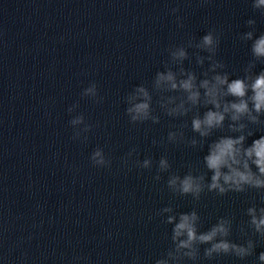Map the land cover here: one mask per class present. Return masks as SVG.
<instances>
[{
	"label": "clouds",
	"instance_id": "1",
	"mask_svg": "<svg viewBox=\"0 0 264 264\" xmlns=\"http://www.w3.org/2000/svg\"><path fill=\"white\" fill-rule=\"evenodd\" d=\"M249 3L253 12L264 19V0H249ZM178 11L179 8L171 9L172 14ZM177 21L183 27L182 18L177 17ZM245 26L248 30L240 33L239 39L249 45L250 59L240 75L229 72L227 64L217 59L220 38L212 29L198 41L193 37L186 45L170 47L168 60L164 68L155 73L151 89L139 84L124 97L125 114L131 124L160 123V116L154 114L153 109V93H156L159 108L166 116L188 118L178 130L168 132L167 141L198 150L207 145V154L201 160L203 170L188 165V171L183 175L170 172L172 164L167 155L160 156L154 179L159 181L161 173H170L166 185L173 194L191 197L195 202L206 193L217 197L249 191L260 194L259 204L253 201L244 209L247 227L241 224L239 231L247 238L242 243L230 239L233 217L220 216L201 231V216L195 208L177 213L169 204L160 209L157 214H166L164 223L172 226V247L156 259L155 264H182L185 260L196 264L202 249L203 258L209 261L224 256L246 260L255 256L257 240L252 237L264 240V70L255 71L257 65H264V31L257 34L255 18L246 20ZM189 49L196 50L191 55L202 69L199 74L184 66L185 61L190 60ZM81 95L95 103L103 100L95 82L84 88ZM78 107V103L73 104L68 112L73 113ZM69 124L73 128L72 139L87 142V134L93 126L86 122L84 115L73 116ZM185 129L192 135L188 136ZM257 132L262 134L248 144V138ZM213 136L216 139L211 140ZM134 153L135 148L127 153L123 160L125 165ZM89 159L94 167L110 168L112 164L100 147L93 150ZM133 163L141 169L151 170L153 159L149 156ZM248 230H251V236ZM131 264H141L140 257H134ZM253 264H264V251Z\"/></svg>",
	"mask_w": 264,
	"mask_h": 264
}]
</instances>
